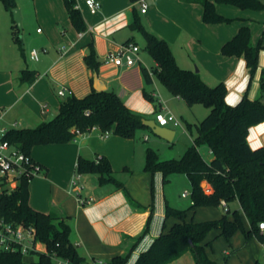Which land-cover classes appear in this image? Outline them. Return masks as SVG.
Returning a JSON list of instances; mask_svg holds the SVG:
<instances>
[{"label":"crops","instance_id":"0c3cea01","mask_svg":"<svg viewBox=\"0 0 264 264\" xmlns=\"http://www.w3.org/2000/svg\"><path fill=\"white\" fill-rule=\"evenodd\" d=\"M15 1L23 24L22 52L12 38L11 16L0 1V129L17 125L35 127L53 118L63 98L58 95V89L64 86L71 94L83 97L95 89L94 73L95 79L103 83L101 90L116 92L128 108L144 115L143 119L154 120L155 112L186 104L182 98L169 95L163 84L159 87L154 74L150 76L152 84H145L142 69H151L156 62L147 51L141 50L137 40L138 34H142L130 26L134 20L169 43L180 67L191 70L196 67L201 79L209 85L224 82L226 103L234 105L244 95L264 102V90L260 88L264 48L259 49L257 69L252 76L243 57L221 53V46L242 26L249 27L253 45L264 46V8H240L215 2V11L230 20L206 23L202 21V5L194 1L144 0L147 7L141 12V0H97L100 8L92 13L85 0H74L85 23V30L78 31L69 18L64 0ZM259 1L264 3V0ZM125 42L139 46V60L131 66L105 63L106 54ZM91 45L100 62L98 69L93 70H89L83 60ZM32 49L38 50L37 59L30 57ZM23 69L35 71L32 82L19 79ZM144 89L149 90L154 100L145 98ZM193 106L187 105L190 109ZM176 127L171 123L167 125L171 129V141L158 137L149 127L139 129L133 138L93 127L69 142L33 146L31 157L42 165V171L29 181V205L39 211H55L68 217L69 239L86 264L103 263L127 253L126 264H134L139 253L146 250L160 232L178 222L173 217L165 218V205L176 207L177 200L168 198L160 172L145 170V155L150 147L143 143L148 141L149 133L161 142L170 143L177 134ZM246 139L253 149L264 146V121L250 126ZM207 153L208 157L201 155L209 161L212 154L208 147ZM78 156L107 158L113 177L123 184L136 205L129 202L122 188L116 189L112 183L99 184L96 174H81L77 195L70 183L76 175ZM177 174H182L187 182L188 177L178 172L172 173L169 180L170 177L177 180ZM183 193L186 195L182 196ZM188 195V190L181 192L183 198ZM89 198H92L90 203H81ZM224 212L221 205L199 206L188 210L185 220L217 219ZM150 213L147 231L143 232ZM241 216L248 229L247 219L244 214ZM201 243L209 244L205 251L216 264H224L226 253V264H254L260 255L264 256V245L255 238L246 240L240 230L235 231L229 243L219 235V230H211ZM44 249L42 245V251Z\"/></svg>","mask_w":264,"mask_h":264},{"label":"trees","instance_id":"16d2710c","mask_svg":"<svg viewBox=\"0 0 264 264\" xmlns=\"http://www.w3.org/2000/svg\"><path fill=\"white\" fill-rule=\"evenodd\" d=\"M0 1L11 14L17 8L15 0ZM186 1L202 5V21L206 23L230 20L215 11V2L234 4L240 8H264V3L259 0ZM64 5L73 26L78 31L85 30L83 17L75 7V1L64 0ZM11 21L12 38L22 52L20 31L14 15L11 16ZM130 26L140 31L145 41L144 49L156 62L151 68L155 78L173 95L182 98L188 106L200 103L209 108L208 113L197 121V135L182 156L163 160L154 150L149 148L146 151L145 170L150 173L160 172L164 183L172 173H184L188 177L191 203L186 208L165 205V218L173 217L178 222L172 224L168 230L160 232L149 247L139 253L134 264H171L188 251L195 264H216L205 251V246L209 244L201 243L211 230H219V235L228 243L235 231L240 230L246 240L255 238L264 245V230L259 229V222L264 221V146L253 149L246 139L248 128L264 121V102L244 95L234 105L226 103L227 90L224 82L207 84L198 72L177 64L165 39L147 30L138 20H134ZM260 48L264 46L252 44L249 27L242 26L221 46V53L243 57L247 71L252 76L257 69ZM83 60L89 70L98 69L100 62L92 45ZM142 73L145 84H152L146 68L142 69ZM19 79L30 83L35 79V71L23 69ZM260 88L264 90V74L260 78ZM143 94L148 100H154L149 90L144 89ZM143 117L141 113L128 108L116 92L93 89L83 97L67 94L61 99L53 118L35 127L8 128L2 139L31 155V149L35 145L69 142L76 138L77 132L84 133L93 127L124 138H133L139 129L146 128L142 122ZM201 145L207 146L211 151L212 158L209 161L201 155ZM112 172L105 157L77 158L76 173L96 174L99 184L112 183L116 189L122 188L129 202L136 205L127 189L113 177ZM31 179L22 178L11 191H0V217L15 224L34 226L36 239L45 250L22 254L20 251L0 249V264H54L53 254L67 259L71 264H86L85 258L69 239L71 227L68 217L55 211H39L29 205L28 185ZM202 181L211 185V191L202 188ZM221 200L227 206L237 201L241 213L234 209L231 212L232 218L229 219L230 208H227L217 219L185 220L188 210L199 206L217 207ZM241 214L248 221V229L244 227ZM150 218L151 213L143 232L147 231ZM34 254L36 259L30 257ZM128 256L129 253L115 255L101 264H126ZM227 257L228 253L224 254V264ZM254 264H264V261L256 260Z\"/></svg>","mask_w":264,"mask_h":264},{"label":"built area","instance_id":"2783aa9c","mask_svg":"<svg viewBox=\"0 0 264 264\" xmlns=\"http://www.w3.org/2000/svg\"><path fill=\"white\" fill-rule=\"evenodd\" d=\"M85 3L90 12L95 13L100 8V3L97 0H85ZM75 7L77 5L75 4ZM147 4L144 0H141V12L146 11ZM139 46L132 42H125L121 44L118 49L109 51L105 58V63H110L114 66H131L135 64L139 57L137 55ZM30 57L32 59L38 58V50L32 49L30 51ZM150 76H153L152 69H147ZM58 95L65 97L67 94H71L64 86L60 87L57 91ZM45 108V105L42 107ZM154 120L160 126H167L169 123L174 126H181L179 119L170 111H157L154 115ZM6 129H0V191L6 192L16 188L19 181L22 178H33L40 174L42 171V165L35 161L31 155H27L19 149L10 145L2 137ZM106 132L105 134H107ZM77 134H80L77 132ZM81 175L76 173L72 178L70 186L77 193L81 188L79 185V179ZM183 193L182 196H185ZM92 198L87 200H81V203H90ZM221 207L224 211L227 210V205L224 200L220 201ZM259 229L264 230V221L259 222ZM40 242L36 239V231L34 226L25 225L22 223H13L4 220L0 217V249L9 251H20L22 254H28L31 251L40 250ZM45 250V249H44ZM43 250V251H44ZM54 264H71L67 259H63L56 254L52 255ZM101 261H94L92 264H101Z\"/></svg>","mask_w":264,"mask_h":264},{"label":"rangeland","instance_id":"374dc122","mask_svg":"<svg viewBox=\"0 0 264 264\" xmlns=\"http://www.w3.org/2000/svg\"><path fill=\"white\" fill-rule=\"evenodd\" d=\"M17 9L20 10V8L18 6H17ZM9 15L10 16L13 15V10H12V14L9 12ZM21 27H23L22 23H21ZM22 31L23 30H21V32ZM138 37H139V39L137 41L140 44L141 50L144 52V51H146L144 49V45H145L144 39L139 34H138ZM195 69H196V67H194L193 70L195 71ZM157 83H158L157 85L159 87H160V85H162V84H160L159 81H157ZM98 88L101 89V87H98ZM167 93H169V95H172V93L168 89H167ZM169 111L171 113H173L179 119L181 126H183V128L185 130H183V128L181 126L176 127L177 134L175 136V139L170 143L161 142V141L157 140L156 138H154L153 134H151V133H149L148 141H143V143H145L146 146H148L152 150H154L156 152V154L158 155V157L160 159H163V160L170 159V158H179L180 156L183 155V153L185 152L187 147L193 143V140H194L195 136L197 135V128H196L197 121L201 120L208 113L209 108L204 106L203 104L196 103V104H194V106L191 109L188 108L186 104H184L181 106H175L174 108L169 109ZM200 151H201L203 156L208 157L207 156L208 155L207 146H205V145L201 146ZM94 176L96 178V175H94ZM175 177H178V179L176 180V179L170 177V180L168 182H165L166 193L168 194V198H173V199L177 200L178 205L176 207L184 208V207L189 205L190 200H191V198H190V184H189L188 180L186 182V180L182 174H177V176H175ZM173 180H175V181H173ZM95 184L97 185V182ZM185 186L187 187V189L183 188ZM210 186L211 185L207 181H205L204 184L202 185V188L207 190V191H210L209 190ZM183 189L189 191V195L185 198L181 197V192L184 191ZM229 208H230L229 214H231V212L234 209H238L241 213L240 206H239L237 201L231 202L229 204ZM39 246L41 247V248L39 247L40 250H42V243H40ZM30 257L32 259H36L37 256L34 254V255H31ZM258 260L260 262L264 261V256L260 255L258 257ZM193 263H194L193 256L189 251L185 252V254L179 260H177L175 262V264H193Z\"/></svg>","mask_w":264,"mask_h":264},{"label":"water","instance_id":"95a60500","mask_svg":"<svg viewBox=\"0 0 264 264\" xmlns=\"http://www.w3.org/2000/svg\"><path fill=\"white\" fill-rule=\"evenodd\" d=\"M13 15H14V20H15V22H16V25H17V27H18V29H19V31H20V35H21V30H22V27H21V13H20V10L19 9H14L13 10ZM195 71L197 72L198 70H197V68L195 69ZM95 73L93 74V80H94V82H96L95 80ZM98 87H100L99 85H97L96 83H95V89L96 90H101V89H99ZM142 122H143V124L146 126V127H149L151 130H152V132L155 134V135H157L158 137H161V138H163V139H165V140H167V141H171V137L169 136V131L171 130V129H169V128H167V126H160V125H158L157 123H156V121L155 120H153V119H142ZM204 184V182H201V185H203ZM190 244H192L191 243V240H190Z\"/></svg>","mask_w":264,"mask_h":264},{"label":"bare ground","instance_id":"6f19581e","mask_svg":"<svg viewBox=\"0 0 264 264\" xmlns=\"http://www.w3.org/2000/svg\"><path fill=\"white\" fill-rule=\"evenodd\" d=\"M96 83H97V85L103 87V83L100 80L96 79Z\"/></svg>","mask_w":264,"mask_h":264}]
</instances>
